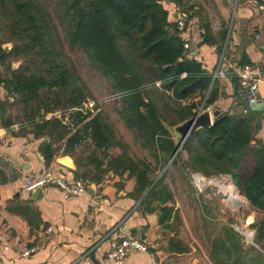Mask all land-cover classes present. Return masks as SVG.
I'll use <instances>...</instances> for the list:
<instances>
[{
    "label": "trees",
    "instance_id": "16d2710c",
    "mask_svg": "<svg viewBox=\"0 0 264 264\" xmlns=\"http://www.w3.org/2000/svg\"><path fill=\"white\" fill-rule=\"evenodd\" d=\"M173 2L180 6L178 0ZM181 16L172 21L164 1L158 0H0V88L7 93L0 101V118L6 127L16 123L6 119L14 98L22 112L21 127L31 128L27 133L44 139L40 151L47 166L59 154L76 158L77 149L90 140L95 149L87 160L77 159L78 179L100 184L109 173L120 177L128 173L136 179L133 196L139 200L153 187L140 206L147 213L158 212L164 230L171 228L176 213L170 207L172 193L164 177L158 180V173L178 149V137L167 126L176 127L195 115L196 105L184 101L200 97L207 109L219 99L217 80L213 84L215 73L204 69L198 58L182 57ZM191 18L185 19V28ZM57 26L66 42L84 51L92 66L110 79L118 93L119 117L152 162L134 159L122 142L113 143L102 115L87 121V116L75 112L81 128L74 133L57 117L46 119L48 114L64 113L84 102L63 59L62 43L58 46ZM201 28L203 41L218 44L223 53L228 26L224 24L217 36L210 23ZM6 44H12L8 53L3 48ZM14 63L21 64L14 69ZM236 88L242 96L240 84ZM260 129L261 118L256 112L221 114L210 128L187 139L172 165L179 163L186 173L208 178L230 176L249 205L264 216V142L256 139ZM114 146L123 153L107 154ZM182 153L186 161H181ZM91 165L100 174L81 173ZM252 227L258 248L246 246L228 228L211 243L213 262L264 264V217ZM172 250L182 251L178 245Z\"/></svg>",
    "mask_w": 264,
    "mask_h": 264
},
{
    "label": "crops",
    "instance_id": "0c3cea01",
    "mask_svg": "<svg viewBox=\"0 0 264 264\" xmlns=\"http://www.w3.org/2000/svg\"><path fill=\"white\" fill-rule=\"evenodd\" d=\"M164 4L172 21L179 14L187 18L173 0H164ZM216 5L221 23L209 18L207 21L216 36L231 20L223 53L218 44L213 46L203 41L204 29L196 19L190 20L181 34L184 42L199 48L198 60L203 68L215 73L219 99L204 110L229 115L252 111L247 109L244 96L236 88L240 84L237 70L244 61L257 65L252 75L260 80L259 110L253 112L261 118L256 139L264 142V0H238L233 8L232 0H215V8ZM6 96V91L0 88V101ZM24 128L19 122L7 128L0 118V264H106L111 241L122 234L132 236L138 232L143 234L149 252H133L125 263L169 264L148 239L157 225L161 227L159 214L147 213L140 206L144 199L133 196L137 182L128 173L123 177L111 173L100 184L88 182L93 186L90 191L67 199L56 188L41 191L37 199L34 192H26L25 181L46 170L71 183L79 179L72 156L59 154L47 166L40 151L44 139L25 133ZM64 158L69 159L71 166L63 163ZM250 209L247 223L252 218L249 223L252 225L264 216ZM49 227H53L52 233L47 232ZM33 247L37 248L35 253L22 256L25 249ZM210 263L215 264L212 259Z\"/></svg>",
    "mask_w": 264,
    "mask_h": 264
},
{
    "label": "rangeland",
    "instance_id": "374dc122",
    "mask_svg": "<svg viewBox=\"0 0 264 264\" xmlns=\"http://www.w3.org/2000/svg\"><path fill=\"white\" fill-rule=\"evenodd\" d=\"M178 1L181 11L189 19L192 16L191 20H198L199 25L207 24L208 18L209 21L221 23L217 5L215 8V0ZM236 1L238 3V0H232V8L235 6ZM225 24L230 30L231 20L228 24ZM56 33L59 38L58 46L60 47L62 43L63 59L72 71L78 89L84 95L82 101L88 103L89 108L98 111L96 115H102L103 124L106 125L107 131L114 139L113 143L122 142L123 147L126 148V153L134 159H147L152 162L153 160L148 152L137 143L134 132L129 130L119 117L116 104L118 93L110 79L92 66L84 51L74 49L66 42L65 35L62 29H59V26H57ZM1 37H3V32L0 31ZM5 47L11 49L12 44H6ZM20 64L14 63L13 67L17 65L15 66V69H17ZM15 102V99L12 98L11 106H8L7 117L20 123L23 121L22 112ZM161 103H163V100H161ZM203 103L200 97L184 101L185 105H196L194 108L195 114L200 111ZM204 111L203 109L202 112ZM31 130V128H24L23 131L26 133L31 132ZM94 149L90 140L85 141L77 149L76 158L74 157L75 161L77 162V159L87 160L93 154ZM108 153L114 155L123 153V151L121 148L114 146L108 150ZM98 156L100 159L104 157L102 153ZM181 156V161L187 160L186 154L182 153ZM95 167L91 165L86 170H82L81 173L90 171L93 175L100 174ZM110 174L105 178L111 177ZM196 174L206 180L204 188L195 183ZM160 177L165 178V182L172 193L173 200L170 207L174 208L176 218L172 221L169 230H163L157 225L148 234V239L152 241L156 250H160L164 254L169 264H211V258L209 260L211 243L221 234H224V230L233 229L241 239L243 237L239 229H244V232L248 230L255 231L252 227L253 224H249L253 221L252 218L247 223V216L252 209H250L251 207L246 200L242 198L230 176L220 175L208 178L199 173H186L179 163L176 166L171 163L158 173V178ZM174 245H178L182 251H173L172 246Z\"/></svg>",
    "mask_w": 264,
    "mask_h": 264
},
{
    "label": "built area",
    "instance_id": "2783aa9c",
    "mask_svg": "<svg viewBox=\"0 0 264 264\" xmlns=\"http://www.w3.org/2000/svg\"><path fill=\"white\" fill-rule=\"evenodd\" d=\"M182 18L178 21V29L182 33L185 31V19L186 16H181ZM199 55V48L192 44L191 42H184L182 57L186 59H196ZM257 68V65L247 64L242 68L237 70L239 76L240 86L243 90V96L246 101L249 103H257L258 100V88L260 80L253 77V72ZM185 76V75H184ZM215 79V78H214ZM159 85V84H158ZM75 112H80L83 116H87L88 120L96 116V110L88 107V103L83 102L79 108L69 109L68 111L56 112L53 114L46 115V119L52 117H57L60 119L67 127L69 132H76L81 125L77 124V121L74 117ZM195 183L204 188L206 180L200 175L196 174ZM200 178L197 179V178ZM89 184L82 179L76 180L74 182H69L65 178L57 176L52 170H46L43 173L32 176L25 181L24 190L28 193H32L38 189L41 191L48 188L58 189L63 196L67 198L76 197L83 195L88 192ZM242 238V243L247 244V241L250 242V245L258 247L255 242V231L248 230L244 232V229H239ZM48 233L53 232V227H49ZM37 251L36 247L25 249L22 253L23 257H29ZM133 252H143L148 253L149 247L143 237L142 233H135L132 236L122 234L120 238L113 239L110 244V250L105 261L106 264H126L125 261L127 257Z\"/></svg>",
    "mask_w": 264,
    "mask_h": 264
},
{
    "label": "water",
    "instance_id": "95a60500",
    "mask_svg": "<svg viewBox=\"0 0 264 264\" xmlns=\"http://www.w3.org/2000/svg\"><path fill=\"white\" fill-rule=\"evenodd\" d=\"M158 1L159 2H163L164 0H158ZM177 17H178V15H177ZM3 48H4L5 52H7V53L11 50L10 48L5 47V46ZM15 66H17V65H14V67H13L14 69L16 68ZM213 82H214V80H213ZM245 104H246L247 109H249V110H252V111H258L259 110V107H258L257 103H252L251 104L248 101H246ZM204 106H205V103L202 104L201 109H200V111L197 114H195L192 118H190L189 120L183 122L182 124H180V125H178L176 127L167 126L168 130L170 131V133L176 135L178 137V139H179V141H178V149H177L176 153L174 154L173 158L171 159V161L169 162L168 166L173 162V160L175 159V157L179 153L180 148L185 144L187 139L192 134H194L195 132H197L200 129H208V128H210L213 125L212 117L214 119H216L217 117L221 116V113L219 111H213V112L204 111V112H202L203 109H204ZM63 163L65 165H67V166H71L70 163H69V159H67V158L63 159ZM160 179H161V177L158 178V180H160ZM92 187L93 186H89L88 187V191H90ZM150 190L146 193V195L143 197V199L148 195ZM40 194H41V189H38V190L34 191V195H33L34 199H37V197ZM247 244L249 245L250 242L247 241Z\"/></svg>",
    "mask_w": 264,
    "mask_h": 264
},
{
    "label": "bare ground",
    "instance_id": "6f19581e",
    "mask_svg": "<svg viewBox=\"0 0 264 264\" xmlns=\"http://www.w3.org/2000/svg\"><path fill=\"white\" fill-rule=\"evenodd\" d=\"M197 179H199V180H200V178H197Z\"/></svg>",
    "mask_w": 264,
    "mask_h": 264
}]
</instances>
